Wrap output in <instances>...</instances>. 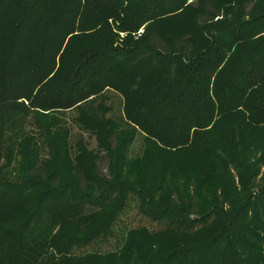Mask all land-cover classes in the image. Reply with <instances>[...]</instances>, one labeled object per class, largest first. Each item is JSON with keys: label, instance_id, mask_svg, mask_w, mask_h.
<instances>
[{"label": "trees", "instance_id": "trees-1", "mask_svg": "<svg viewBox=\"0 0 264 264\" xmlns=\"http://www.w3.org/2000/svg\"><path fill=\"white\" fill-rule=\"evenodd\" d=\"M0 264H264V0H0Z\"/></svg>", "mask_w": 264, "mask_h": 264}, {"label": "rangeland", "instance_id": "rangeland-1", "mask_svg": "<svg viewBox=\"0 0 264 264\" xmlns=\"http://www.w3.org/2000/svg\"><path fill=\"white\" fill-rule=\"evenodd\" d=\"M106 95L108 96V104L111 105V114L119 116L121 115V98L118 94L110 91H106ZM77 114V110L75 108L62 110L59 113V116L63 121L66 122L67 125H69L71 129V142L76 140L78 137H82L84 142L87 144L89 149H92L95 147V139L89 135L88 132L79 131L78 127L74 123L73 119L75 115ZM109 115V113H108ZM33 119L32 113H26V114H18L15 116H12L8 121V126L13 127L12 130H15L17 128H24V130H32L34 128L33 123L29 124V121ZM143 149V143H142V136L140 134L137 135L133 145L130 149V155H140L141 151ZM98 170L102 174H106L107 170V159L102 157L98 159L97 161ZM146 226L150 229H156L159 227V225L151 223L149 220H147L145 217H142L140 214L137 213L136 208L131 207L128 209L125 213L121 215V218L119 219V222L115 226V235L110 236L106 241L98 240L89 246L76 250L75 252L80 254H84L83 252L88 251H99V252H105L113 250L114 247L118 244L119 241L116 240V238L113 237H122L125 233V231L132 227H138V226Z\"/></svg>", "mask_w": 264, "mask_h": 264}]
</instances>
